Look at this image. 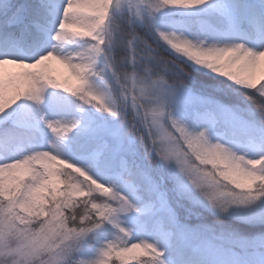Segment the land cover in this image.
<instances>
[{
  "label": "clouds",
  "instance_id": "1",
  "mask_svg": "<svg viewBox=\"0 0 264 264\" xmlns=\"http://www.w3.org/2000/svg\"><path fill=\"white\" fill-rule=\"evenodd\" d=\"M31 2L26 23L0 21V61L63 106H36L33 128L0 144V264H95L108 245L110 264L120 249L123 264H188L152 229L166 213L146 181L175 212L172 238L195 221L228 252L264 254V0H144L142 22L117 0ZM89 122L117 133L104 153Z\"/></svg>",
  "mask_w": 264,
  "mask_h": 264
},
{
  "label": "snow or ice",
  "instance_id": "2",
  "mask_svg": "<svg viewBox=\"0 0 264 264\" xmlns=\"http://www.w3.org/2000/svg\"><path fill=\"white\" fill-rule=\"evenodd\" d=\"M67 11H81L85 13H91L92 9L86 5H82L79 0H66ZM124 4L123 12L127 14L135 8L136 16L141 22L143 16H141L140 4L144 3V0H117L118 5ZM45 8L49 14L53 13L55 9L52 6L51 0H44ZM38 9L32 4L31 0H0V21L7 20L9 24L21 25L28 21L32 16L38 14ZM36 27L43 30V26L36 24ZM142 35V33H141ZM117 50H121V39L117 38ZM138 37L133 35H126L123 40V45L131 44L133 47L136 45ZM12 42L4 39H0V48H10ZM60 73L54 74L52 65L49 66V71L58 77L67 71L65 66L60 65ZM9 69H15L10 71ZM30 69L25 66L16 65L12 62L0 61V144L12 143L18 134L23 130H28L34 126V117L36 113V106H57L62 107L63 101L59 97H55L49 94L50 90L41 89L39 85L30 82L23 74ZM63 87V86H62ZM59 91V90H58ZM209 118H211L209 116ZM67 131V129H65ZM83 134L88 136L97 151V153H104L109 148L107 140L108 136L117 135L114 129H109L103 126H99L95 123H87L83 128ZM26 174L25 171L19 172L17 175L23 178ZM7 177L4 181L5 186L11 183H17L7 173ZM149 186V190L156 193L160 209L166 213L165 217L157 220L151 227L155 230L160 238L166 243L171 241L172 232L169 230L168 225L175 223V212L173 209L168 207L167 200L163 193L157 192L155 186L151 185L150 181H146ZM135 191V189H131ZM140 197H137L139 199ZM130 207V205H129ZM124 211L127 208L122 206ZM154 211V204L152 201H146L143 206V214L145 216H151ZM117 213V209L107 208L101 211V216L105 219H111ZM115 223V220H112ZM80 235H84L81 233ZM113 245H108L107 248H101L98 250L99 259L95 261V264H110L111 257L113 255ZM139 249L136 254H139ZM115 255L121 260L122 264L124 261L132 258V250L125 252L123 249L115 252ZM161 264L163 262L161 261Z\"/></svg>",
  "mask_w": 264,
  "mask_h": 264
},
{
  "label": "rangeland",
  "instance_id": "3",
  "mask_svg": "<svg viewBox=\"0 0 264 264\" xmlns=\"http://www.w3.org/2000/svg\"><path fill=\"white\" fill-rule=\"evenodd\" d=\"M53 73H60V66L55 62L52 65ZM15 71V69H9ZM174 238L177 248H187L203 263L211 260L213 264H264V254L255 252L238 255L210 243L201 233L199 227L189 228L185 226L178 230Z\"/></svg>",
  "mask_w": 264,
  "mask_h": 264
},
{
  "label": "trees",
  "instance_id": "4",
  "mask_svg": "<svg viewBox=\"0 0 264 264\" xmlns=\"http://www.w3.org/2000/svg\"><path fill=\"white\" fill-rule=\"evenodd\" d=\"M210 219V217H209ZM189 228H194L197 226L195 221H192L189 225H187ZM172 247L174 254L180 255L182 257H186L188 260V264H205L202 262L201 259H199L196 255H193L187 248H177L174 244V238H172Z\"/></svg>",
  "mask_w": 264,
  "mask_h": 264
}]
</instances>
